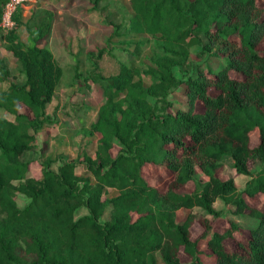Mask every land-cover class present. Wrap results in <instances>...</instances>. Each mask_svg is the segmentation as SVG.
Returning a JSON list of instances; mask_svg holds the SVG:
<instances>
[{
	"label": "trees",
	"instance_id": "trees-1",
	"mask_svg": "<svg viewBox=\"0 0 264 264\" xmlns=\"http://www.w3.org/2000/svg\"><path fill=\"white\" fill-rule=\"evenodd\" d=\"M79 1L103 13L96 26L110 27L107 45H92L82 56L67 51L72 60L65 65L46 46L54 10L37 4L23 17L18 8L13 26H0L2 46L14 62L0 72V264H156V253L163 264H183L180 251L188 264H199V238H206L214 264H264V202L259 208L245 200L264 194V51L257 48L264 41V4L128 0L114 21L106 11L115 5L111 0L63 4ZM192 46L217 64L194 63L179 78L173 69L187 63ZM103 54L113 62L111 70L98 65ZM91 82L101 101L94 118L76 125L84 139L99 134L91 154L85 139L79 159L57 161L47 152L39 173H30L23 151L40 130L63 123L51 115L55 91L83 96ZM173 92L185 103L169 98ZM224 156L236 173L249 176L241 190L231 178L218 177ZM77 162L84 175L76 172ZM250 162L259 169L252 172ZM147 164L168 170L163 187L142 174ZM195 168L204 180L194 179ZM189 182L192 190L182 191ZM108 187L117 192L104 195ZM20 195L26 199L21 206ZM216 199L257 218L232 247L224 239L239 227L229 219L222 229L212 227L220 215ZM195 206L205 214L201 233L192 237L194 216L176 219V213Z\"/></svg>",
	"mask_w": 264,
	"mask_h": 264
},
{
	"label": "rangeland",
	"instance_id": "rangeland-1",
	"mask_svg": "<svg viewBox=\"0 0 264 264\" xmlns=\"http://www.w3.org/2000/svg\"><path fill=\"white\" fill-rule=\"evenodd\" d=\"M63 1L64 0H48L47 5H45V7H48L56 12L51 33L46 39V46L51 50L56 61L61 65L70 63L72 60L69 54H67V51L71 53H75L76 51L81 52L80 55L82 56L89 47H92V45L101 47L106 46L107 34L110 30V27L100 28L96 26L97 22L102 21L103 13L100 14L96 11L91 12L86 10L87 2L79 1L65 7ZM105 1L106 0L101 1V3H104ZM111 2L115 3L114 7H110L106 11L113 12L112 19L114 21H118L120 20L121 14L127 11L124 10L126 9V7L124 8V4L128 6V0H111ZM37 3L38 2L35 0L29 10L37 5ZM258 3L264 4V0H258ZM120 5L124 8L121 11L118 10ZM20 35L23 37V33ZM257 48L264 51V41L259 43ZM6 52L7 51L4 50L0 39V72L2 68L12 69L14 67V62L12 61L13 59ZM115 54L121 56L122 58L127 56L126 52L118 50H115ZM194 63H204L214 67L217 64V60L212 57H208L207 54H199V47L192 46L190 48L187 63L182 67H175L173 72L177 77L183 78L186 73L192 70ZM98 65L101 68H104V70H111L113 68L112 60L105 54L101 56V59L98 61ZM9 76H7V79L11 78ZM1 84L3 83L0 82V85ZM168 97L185 103V99L176 92L169 94ZM100 101V90L95 82L90 83V88L86 90L83 96L78 94L77 91H71L69 89L61 88L55 91L52 103L57 102V107L54 111L51 109V115H55L60 118L63 125L50 128L48 131L44 129L40 130L34 139V145L32 148L23 151L21 158L30 161V173H39V161L47 152L53 153L56 156L57 161L59 160V156L67 159H79V157L76 156V153L79 151V146L85 139L82 136L83 133L77 131L76 125L78 123H82V121H87L94 116ZM52 103L50 105H52ZM0 114H5L2 109H0ZM63 116L71 117L69 118ZM97 136L98 134L95 133L87 136L86 140L88 143L85 144L84 149L91 151L93 149L94 141L97 140ZM250 139L251 144L257 141V132L255 130L250 133ZM57 161L51 163V168H56L58 163ZM76 165V172L78 173L81 171V166L83 164L82 162H77ZM249 166L252 172L257 171L260 167L258 163L254 162H250ZM142 174L153 184L160 187H163L170 178L168 170L154 164L144 165L142 167ZM217 175L221 179L231 178L237 190H241L245 181L249 178L248 175L236 173L234 171L231 166V159L228 156H224L222 158L217 169ZM194 179H205V176L199 168H195ZM192 187L193 183L189 182L187 185L181 187V190L191 191ZM245 200L250 205L261 208L262 203L264 202V194L260 193L256 196H246ZM25 201L26 199L20 195L18 198V205L21 206ZM212 205L214 209L220 211V215L211 222L213 228L222 229L227 225V219L235 222L239 227L236 231H234L233 238L224 239V243L228 247H232L234 238H237L239 234H245L247 227L253 226L257 222V218L255 216L248 215L245 211L240 214L235 213L233 206L223 202L221 199L214 200ZM187 213H191L194 216V221L190 225V232L192 237H197L202 231L199 219L204 217L203 214L205 213L198 206L190 209L182 208L176 213V219H180ZM105 217H107V212L103 214V218ZM197 243L199 248V264H214V255L210 253V250L206 246V238H199ZM180 256L183 260V264H188V258L181 251ZM159 257V253H156V264H163Z\"/></svg>",
	"mask_w": 264,
	"mask_h": 264
},
{
	"label": "built area",
	"instance_id": "built-area-1",
	"mask_svg": "<svg viewBox=\"0 0 264 264\" xmlns=\"http://www.w3.org/2000/svg\"><path fill=\"white\" fill-rule=\"evenodd\" d=\"M1 4V15H0V26L4 29H8L13 26V14L18 9L21 8V15L24 17L30 12V8L35 0H0ZM117 191L108 187L104 190L103 194L112 195Z\"/></svg>",
	"mask_w": 264,
	"mask_h": 264
},
{
	"label": "crops",
	"instance_id": "crops-1",
	"mask_svg": "<svg viewBox=\"0 0 264 264\" xmlns=\"http://www.w3.org/2000/svg\"><path fill=\"white\" fill-rule=\"evenodd\" d=\"M38 3V5H40V6H45V5H47V3H48V0H36ZM75 2H72V4H74ZM30 13V12H29ZM29 13L26 15V16H28L29 15ZM7 53V52H6ZM13 61V60H12ZM95 116V115H94ZM94 116H92L91 118H94ZM90 118V119H91ZM78 124H80V123H78ZM77 124V125H78ZM62 125H63V123H62ZM79 133V132H78ZM95 134H98V133H96V132H94ZM93 133V134H94ZM92 135V134H91ZM95 136V135H94ZM98 136H99V134H98ZM98 136H97V138H98ZM94 138V137H93ZM86 139V138H85ZM95 143H96V140L94 141V144H93V149H94V147H95ZM93 149L91 150V151H89V150H86V152L88 153V154H91V152L93 151ZM90 152V153H89ZM86 172H85V167L82 165L81 166V171L80 172H78V174L79 175H84Z\"/></svg>",
	"mask_w": 264,
	"mask_h": 264
}]
</instances>
